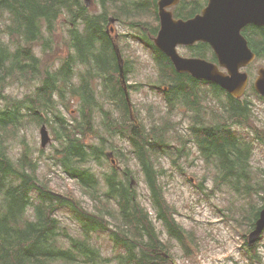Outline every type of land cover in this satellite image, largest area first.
<instances>
[{"label": "trees", "instance_id": "16d2710c", "mask_svg": "<svg viewBox=\"0 0 264 264\" xmlns=\"http://www.w3.org/2000/svg\"><path fill=\"white\" fill-rule=\"evenodd\" d=\"M157 1L114 0L109 4L107 0H100V9L92 10V4L87 6L84 0H0V91L11 80L37 81L32 94L0 106V264H108L113 261L112 257L118 264H174L172 244L178 241L184 245L187 240H192L193 235L176 220V210L167 201L161 179L164 170L155 162L160 154L171 155V144L166 140L170 122L147 125L142 121L141 113L134 115L127 89L131 84H122L116 52L106 33L109 15L113 14L118 20L123 15L134 20L131 26L138 32L141 31L139 27H146L147 31L141 34L153 45L148 32L155 34L158 25L148 26L140 19L153 5L158 21ZM202 2L182 0L180 15L182 9H189V14H193ZM63 15L71 24L68 28L70 53L56 69L49 67L41 72L39 57L32 45L39 42L44 53L51 51L45 37L55 34ZM4 34L8 36L7 40L3 39ZM14 39H17V45ZM250 46L259 56L264 55V40L255 44L252 41ZM153 48L159 51L156 46ZM189 48L203 57L205 48L210 49V46L197 42ZM77 61L88 67L80 75L79 84L73 80L77 76ZM168 61L157 63L158 84L164 89L169 111L185 107L194 112L190 136L204 161L215 164L216 186L227 185L243 197L259 195L262 201L259 207L252 204L241 217V220H248V229L242 234L244 247L249 259L259 263L262 256L258 248L264 236L262 234L253 246L248 245L246 237L264 206V177L258 182L251 180L252 144L235 131L240 126H247L252 132L257 129L252 122L253 103L226 94L218 84L179 73ZM106 70L110 72V79L106 77ZM95 76L104 77L108 83L102 78L105 90L93 88L91 81ZM202 83L209 84L213 96L221 101L218 102V107H222L221 114L212 115L211 121L206 120L203 111L215 110L214 106L200 100ZM252 91L264 101V96L253 88ZM99 92L103 95L102 101L114 102V110L104 107ZM0 99L8 98L0 94ZM69 99L72 102L77 99L79 103L76 113L70 110L71 118L60 106L62 103L68 108ZM135 110L139 112L137 108ZM100 113L110 134H127L132 143L133 147L128 150L116 148L119 151L115 152L117 159L128 160L125 168L116 165L117 159H110L112 152L108 151L110 147L104 140L93 144L86 139L87 135L97 133L95 119ZM28 120L47 122L53 127L61 145L56 149L55 164L94 202L92 210L70 190L58 193L51 189L50 181L39 177L40 163L33 158L26 144L18 159L14 160L8 153L6 135L21 130L20 126ZM188 141L186 139L184 144ZM183 149L184 146L177 148L179 155ZM130 159L143 173L153 214L139 198ZM107 160H110L109 170L98 172L90 167L94 162L101 167ZM64 210L74 224L75 232L63 223L61 213ZM156 221L161 224V230ZM99 232L108 233L116 255H103L94 239ZM187 254L194 258L190 251Z\"/></svg>", "mask_w": 264, "mask_h": 264}, {"label": "rangeland", "instance_id": "374dc122", "mask_svg": "<svg viewBox=\"0 0 264 264\" xmlns=\"http://www.w3.org/2000/svg\"><path fill=\"white\" fill-rule=\"evenodd\" d=\"M92 1V10H99V0ZM109 4L114 0H107ZM142 2V0H140ZM117 2V1H116ZM121 3V2H120ZM118 4V2H117ZM90 6V3H89ZM117 10L115 5V11ZM157 11V10H156ZM146 16H142L140 20L146 21L148 26L155 24L156 14L153 8H147ZM110 14L109 16H112ZM131 20L122 15L121 21L110 23L111 27L115 28L117 33L116 43L120 46L122 54L126 61L129 62L127 69L129 100L130 104L134 106L135 113H141L142 121L147 125L163 124L169 121L170 125L166 131V140L170 142L169 157L160 154L155 162L158 168H162L164 173L161 179L164 184L165 194L167 201L176 210V220L184 227L190 234L193 235L192 240H187L184 245L178 241L173 243L170 247L172 250V259L174 264H264V238L258 248L262 261L253 263L250 260L246 248L244 247L242 234L248 229V220L244 221L241 217L244 211H248L250 206L259 207L262 201L259 195L250 197H243L236 194L227 185L216 186L214 182L215 173H217L215 164L206 163L201 157L199 151L196 149L195 143L192 142L193 138L190 136V125L194 121V112L187 110L185 107L174 108L169 111L167 106V98L163 94L162 85H158V68L156 61L163 63L169 62L166 57H162L161 53L154 51L150 44L143 45L142 42L137 41V32L131 27ZM71 25L65 15H63L56 25V32L54 35L46 34L45 39L49 40L51 51L44 53L39 46V42L32 45L35 55L39 57V69L44 71L46 68L53 67L56 69L62 60L69 55L68 48L69 36L68 28ZM7 35H3V39L7 40ZM143 37V36H142ZM44 39V40H45ZM144 40H147L143 37ZM14 44L17 45V39H14ZM179 52L186 54L184 47L179 48ZM163 58V59H161ZM263 60H256L254 68L251 71V80L245 95L241 99H249L253 105V126L257 129L252 132L247 126L236 127L235 131L243 139H247L252 144V157H251V180L258 182L264 177V101L259 99L252 91L253 79L257 74V68L262 65ZM77 76L73 79L76 84H79L80 75L84 74L88 69L86 63L77 61L76 65ZM169 74H171L168 69ZM30 76V75H28ZM106 77L110 79V72L106 70ZM102 78H92L91 84L94 89L105 90L101 84ZM201 80V79H199ZM106 84H108L106 82ZM36 82H21L18 80H11L4 85L3 90L0 91L1 96L8 99H0V106L5 105L8 101L17 98H25L28 94L36 88ZM134 86V87H133ZM108 89V88H107ZM111 90V89H110ZM108 90V91H110ZM107 92V91H106ZM99 92V100L102 97ZM200 100L203 103H209L214 106L215 112L211 109L207 112L203 111L206 120H212V115L221 114L222 107H218V102L221 101L215 98L210 89V85L206 83L201 84ZM222 101L225 95L221 97ZM224 102V101H223ZM107 110H114L115 104L113 101L107 99L102 101ZM61 108L64 114L72 117L70 110L76 113V108H79L77 99L72 102L68 101V108ZM135 108L139 112H136ZM78 115V114H77ZM102 114H98L95 119V124L98 127L97 133L87 135L86 139L93 144H100L104 140L109 145L108 151L112 152L110 159H117L116 153L120 150H128L132 148L127 134L119 133L115 136L106 130L103 123ZM216 118H219L216 116ZM45 124L48 131L50 141L42 147L41 145V127ZM21 130L10 132L5 137V144L8 153L14 160L18 159L23 149V146L31 150L33 158H37L40 163L38 175L42 180L50 181L49 187L55 192L65 193L71 191L77 198L84 202L85 206L90 210L94 208V202L85 195L78 184L70 177H68L57 164H55L57 153L56 149L60 148V141L54 133L53 127L49 123H37L28 120L26 124L20 126ZM179 136H184L180 138ZM188 139L189 141L185 142ZM192 139V140H191ZM24 142V144H23ZM26 144V145H25ZM113 146V148H111ZM184 146L183 152L179 155L178 147ZM116 152V153H115ZM122 160L117 159L121 168L126 167L127 159L121 157ZM110 160L103 166L97 163H92L98 172L109 170ZM130 167L135 170L133 172L134 185L138 192L142 204L148 210L152 209L149 205V191L144 181V176L141 169L137 166L136 162L129 160ZM61 215L63 216V223L68 226L72 232H75V227L72 221L68 218V213L64 210ZM157 228L161 230V224L156 221ZM264 236V231H263ZM162 235L163 234L162 232ZM166 238V237H165ZM96 245L100 246L104 256L112 257L116 255L117 251L113 246L107 232H99L94 235ZM187 251L194 254V258L187 257ZM113 261L108 264H118L116 259L112 257Z\"/></svg>", "mask_w": 264, "mask_h": 264}, {"label": "water", "instance_id": "95a60500", "mask_svg": "<svg viewBox=\"0 0 264 264\" xmlns=\"http://www.w3.org/2000/svg\"><path fill=\"white\" fill-rule=\"evenodd\" d=\"M179 1L158 0L160 28L154 38L156 47L171 61L177 72L218 84L230 96L241 98L249 85V74L241 69L256 57L241 29L247 24L264 26V0H208L201 13L188 19H176L169 7ZM109 20L115 22L116 18ZM198 41L212 47L218 63L201 57L183 56L177 50L178 45ZM253 86L257 93L264 96V66L258 68ZM41 134V143L45 146L50 141L45 124L41 127ZM263 231L264 206L248 234L249 245L253 246Z\"/></svg>", "mask_w": 264, "mask_h": 264}, {"label": "flooded vegetation", "instance_id": "af4514ba", "mask_svg": "<svg viewBox=\"0 0 264 264\" xmlns=\"http://www.w3.org/2000/svg\"><path fill=\"white\" fill-rule=\"evenodd\" d=\"M181 1L182 0H180L176 5H173V6L169 7V10H172L173 15H174V17L176 19H179V18L188 19L190 17H193L194 15H196L198 13H201L202 12V9L208 3V0H203L204 2H202V5L193 14H189V13H191V11L189 9H182L183 14L180 15L179 10L181 8L179 7V5H180ZM189 15H191V16H189ZM185 17H187V18H185ZM156 25H158V27H157V31H156L155 34H152L151 32H148V39H150L153 42V45H151V43L148 40H144L143 37H142L143 35L141 33L143 31H147V28L146 27H143V26L139 27V29L141 30L140 32H137L136 31V28H133L132 27V29L137 32V36H135L136 39H137V41L142 42L143 45H146L147 43H149L150 46H151V48L153 50H154L153 47L155 46L154 37L157 35L158 30L160 28L159 21L158 22L155 21V24L153 26H156ZM108 26L109 27L106 29V31H107L106 33L108 35V38H110V41L112 42V45L111 46L113 47V45H114L115 47L118 48V52H117V57L118 58H116V62H117L118 69H119L118 75H120V77H121V74L123 75V73H121V67H123V65H124L123 68H125L126 60H125V58H124V56L122 54V50H121L120 46L115 41L116 38H117V33L115 32V28L114 27H111L110 24ZM241 33L246 37V39L248 40L249 47L256 54V57H255L254 61H252L247 67H245L243 69L244 71H247L248 72L249 78H251V71L254 68L255 61L256 60H260V61L263 60L262 64L264 65V55L263 56H259V54H257L255 52V50L250 46V42L253 41V44H255L258 41L261 42V40H264V36L261 34V33H264V27H260V26L254 25V24H247L246 26L242 27ZM196 43L197 42H195L193 44H189V45H178L177 50L179 52V48L184 47L186 49V54H183V53H180L179 52L183 56H196V57L205 58L207 60H210V61H213L215 63H218V58H217L216 54L214 53V51H213V49L211 47H210V49L205 48L206 49V52H205L206 55L203 56V57L200 56V55H198V54H196L194 51L191 52L189 46L194 45ZM261 66L262 65H260L258 68H260ZM258 68H257V70H258Z\"/></svg>", "mask_w": 264, "mask_h": 264}, {"label": "bare ground", "instance_id": "6f19581e", "mask_svg": "<svg viewBox=\"0 0 264 264\" xmlns=\"http://www.w3.org/2000/svg\"><path fill=\"white\" fill-rule=\"evenodd\" d=\"M26 242V241H25Z\"/></svg>", "mask_w": 264, "mask_h": 264}]
</instances>
